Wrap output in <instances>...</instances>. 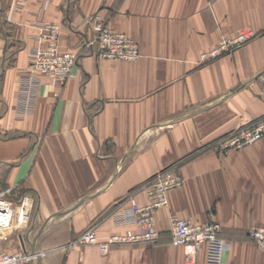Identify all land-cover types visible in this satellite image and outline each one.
<instances>
[{
    "label": "crops",
    "instance_id": "0c3cea01",
    "mask_svg": "<svg viewBox=\"0 0 264 264\" xmlns=\"http://www.w3.org/2000/svg\"><path fill=\"white\" fill-rule=\"evenodd\" d=\"M95 14L136 41L141 57L85 49ZM41 23L60 26L61 51L83 54L64 87L40 75L24 97ZM242 31L255 36L204 59ZM262 119L264 0H0V193L18 201L0 249L35 254L25 264H185L172 244L178 217L221 225L222 264H264L249 236L264 226V139L228 154L215 148ZM173 167L183 185L156 213L158 242L107 255L70 247L89 228L100 241L135 229L133 204H147L144 187ZM197 264H207L206 251Z\"/></svg>",
    "mask_w": 264,
    "mask_h": 264
},
{
    "label": "built area",
    "instance_id": "2783aa9c",
    "mask_svg": "<svg viewBox=\"0 0 264 264\" xmlns=\"http://www.w3.org/2000/svg\"><path fill=\"white\" fill-rule=\"evenodd\" d=\"M93 38L85 43V49L93 52L99 59L133 62L141 57L138 43L125 34L114 31L106 20L95 14L89 17ZM37 46L30 53L31 67L21 76L24 97L31 94L44 75L53 85L64 87L74 77L83 51L63 52L60 49L61 28L53 23H41L35 26ZM255 36L252 31H242L234 38L222 37L214 51L204 56L217 57L235 51ZM21 108L28 109L27 102ZM264 139V119L240 127L231 135L219 141L215 148L222 154L249 147ZM183 185V179L175 167L158 174L144 188L149 202L145 205L134 203L132 206L135 229L111 235L106 241H100L95 228L84 231L70 245L72 248L96 246L103 255L114 247L129 244L155 243L160 234L157 228V211L169 206V193ZM18 201L11 190L0 193V233L9 230L16 216ZM172 244L182 247L185 252V264H197L200 253L206 251L207 264H222L227 241L221 236V225L217 222L195 223L188 219L172 217ZM251 240L264 251V226H254L249 231ZM35 254L26 249L8 253L0 249V264H25L34 259Z\"/></svg>",
    "mask_w": 264,
    "mask_h": 264
}]
</instances>
